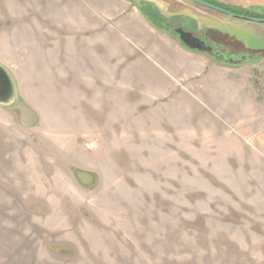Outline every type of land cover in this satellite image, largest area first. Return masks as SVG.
Wrapping results in <instances>:
<instances>
[{"label": "rangeland", "instance_id": "1", "mask_svg": "<svg viewBox=\"0 0 264 264\" xmlns=\"http://www.w3.org/2000/svg\"><path fill=\"white\" fill-rule=\"evenodd\" d=\"M202 1L264 19V0ZM157 5L180 44L177 28L258 57L209 54L219 81L180 80L137 13ZM0 67V264H264V23L185 0H0Z\"/></svg>", "mask_w": 264, "mask_h": 264}, {"label": "crops", "instance_id": "2", "mask_svg": "<svg viewBox=\"0 0 264 264\" xmlns=\"http://www.w3.org/2000/svg\"><path fill=\"white\" fill-rule=\"evenodd\" d=\"M127 1H130V0H127ZM157 6L158 7H154V8L152 7L154 10L152 9V11H147V14H146L147 20L140 13V10L137 8V6H135L136 9H138L137 13L140 16V18H142L145 26L150 28L149 30H151L152 33L154 32V34L156 33V34H159L162 37H164V40L168 41V43L172 44V46L175 49L176 57L174 59L172 57L167 56V55L157 57L156 54H154L155 46H152L149 49L148 42L146 43V46L144 44L146 50L151 52V53L149 52L150 55L153 54L154 56H156V60H157L156 63L161 64L163 66H168L170 64V62L177 64L178 69L176 72L178 73L179 79L187 82L188 84L191 83L192 81H198V80L201 81V78L205 77L208 73L212 74L213 77H215V79H217L219 81L220 78H218L217 75H218L219 70L222 72L224 71L223 68L220 69V67L223 65H220L218 62H214L211 59H209L210 55L208 53L196 52V51H192V50L186 48L184 45L180 44L175 38H173L170 35L169 31L166 30V28L162 29V28L155 25V23H157V22H155L156 17L159 18L160 16H163V14H165L162 11L163 8H161L159 5H157ZM181 9H182L181 10L182 12L189 13L192 16H199V17L208 16V15H204L201 11L194 9V7L192 8L190 6H187V7H181ZM154 15H156V17ZM148 19H150V21L152 20V24L155 27L154 26L152 27L150 24H148V22H147ZM172 46L170 45V48H173ZM151 49H152V51H151ZM204 55L208 58H206ZM211 58H212V56H211ZM224 67H225V65H224Z\"/></svg>", "mask_w": 264, "mask_h": 264}, {"label": "water", "instance_id": "3", "mask_svg": "<svg viewBox=\"0 0 264 264\" xmlns=\"http://www.w3.org/2000/svg\"><path fill=\"white\" fill-rule=\"evenodd\" d=\"M185 1L192 2L196 5L202 6L204 8H207V9L216 11L218 13L227 15L231 18H238V19L247 20V21L256 22V23H264V19L236 14V13L230 12L228 10H225L221 7H218V6L212 5L210 3H207L205 1H202V0H185ZM175 33L178 35L179 41L184 46H186L188 49H190L192 51L204 52V47L202 45H204L203 42H205V40H203V42H201L200 39L193 37L190 33L184 31L181 28L176 29ZM244 61L247 62L248 59L244 60ZM0 77L4 78L5 80L7 79L8 81H10L6 71L4 69H2L1 67H0ZM3 95L0 94V103H7L10 100V97H9L10 91H9V94H7L5 96H3Z\"/></svg>", "mask_w": 264, "mask_h": 264}, {"label": "trees", "instance_id": "4", "mask_svg": "<svg viewBox=\"0 0 264 264\" xmlns=\"http://www.w3.org/2000/svg\"><path fill=\"white\" fill-rule=\"evenodd\" d=\"M214 5L216 6V4H214ZM217 6H219V5H217ZM219 7L223 8L225 10H228L230 12L236 13V14L245 15V16L254 17V18L255 17L256 18H260L259 16H254V15L239 13V12L230 10L229 8L222 7V6H219ZM233 41L239 42L236 39H234ZM204 52H206V51H204ZM256 57H258V52H254V51L245 49L244 51H242L240 53L238 52V53H234L232 55L223 54L220 57H214V58L216 60H218L219 62L224 63L226 65H229V64H232L233 65V64H236V63H239V62L240 63H244L245 62L244 60L253 59V58H256Z\"/></svg>", "mask_w": 264, "mask_h": 264}, {"label": "flooded vegetation", "instance_id": "5", "mask_svg": "<svg viewBox=\"0 0 264 264\" xmlns=\"http://www.w3.org/2000/svg\"><path fill=\"white\" fill-rule=\"evenodd\" d=\"M207 36H206V41L203 42L204 39L198 38V37L193 35V37L200 39V41L204 43V45H202L204 47V51H206V53L210 54L211 56L213 55L212 57H220L223 54L230 55V53L233 51L232 48L224 49L223 47H219L215 41H212L213 40L212 38H211L212 39L211 40Z\"/></svg>", "mask_w": 264, "mask_h": 264}]
</instances>
